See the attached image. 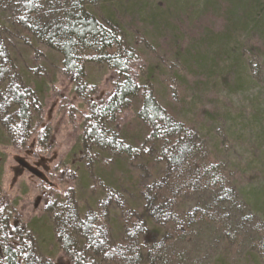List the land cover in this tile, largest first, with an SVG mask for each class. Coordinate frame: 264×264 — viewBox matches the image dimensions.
<instances>
[{
	"label": "rangeland",
	"instance_id": "374dc122",
	"mask_svg": "<svg viewBox=\"0 0 264 264\" xmlns=\"http://www.w3.org/2000/svg\"><path fill=\"white\" fill-rule=\"evenodd\" d=\"M29 1L0 0V88L11 83L7 73L15 76L24 62L49 57L56 64L46 40L66 12L114 15L119 44L144 60L137 80L144 79L145 90L187 128L171 157L167 141L147 140L132 103L119 112L115 127L127 139V150L82 139L90 115L85 98L93 91L94 98L109 93L116 79L98 54L95 61H83L76 76L59 66L46 77L44 99L27 130L7 116L6 92L0 91V199L13 210L11 219L26 223L45 213L48 198L64 203L51 207L54 215L35 232V254L54 264H70L71 257L83 263V252L90 264H264V40L253 25L236 38L245 46L240 64L233 58L224 66L214 57L216 48L196 45L179 53L188 44L185 36L204 24L219 26V19L179 24L186 32L179 48L168 36L171 28L162 27L167 16L200 7L197 0H42L26 33L14 21ZM119 2L127 11L114 7ZM10 44L16 55L3 48ZM36 158L47 180L18 164L20 159L33 166ZM75 251L83 257L76 259Z\"/></svg>",
	"mask_w": 264,
	"mask_h": 264
},
{
	"label": "trees",
	"instance_id": "16d2710c",
	"mask_svg": "<svg viewBox=\"0 0 264 264\" xmlns=\"http://www.w3.org/2000/svg\"><path fill=\"white\" fill-rule=\"evenodd\" d=\"M41 1L30 0L27 3L28 9L21 14L18 20L14 21V26L22 25L25 32L29 33L31 28L29 18L32 16L35 7L41 4ZM197 1L201 3L200 7H186L180 10L179 14L167 16V19L163 21L162 27L165 30L169 31L171 28L168 36L172 39L173 46L175 44L177 47L180 44L181 35L186 33L180 29L179 24L186 22L190 26L195 21H201L202 17L205 19L214 17L219 19L220 23L219 26L215 27L204 24L196 30V34L185 36L188 38V44L179 52L182 55L193 51L198 45L196 47H201L202 50L203 48H207V50L216 48L214 57L217 61L223 60L224 66L230 61L234 62L233 58L237 64H240V51L243 52L245 46L242 49L243 43L241 40L239 43L236 38L240 34L243 36L242 32L248 24H252L253 32L264 40L262 35L264 31V0ZM122 5L123 3L119 2L118 6L114 5V7L122 12L123 10L127 11ZM128 6L130 7V4ZM108 7L110 8L109 5ZM76 9H78L75 10L76 12H66L63 23L50 31L47 37L46 45L55 52L51 57L56 59L58 63L55 64L49 57H43L32 65L28 62H24L21 67L17 65L19 68L13 77L7 73L6 78H11L9 80L11 83L0 88V91L6 92V108L9 111L6 113L7 116L13 117L12 119L19 124L21 129L27 130L32 111H39L41 100L44 99L42 93L45 90L43 92L42 87L46 77L54 75L59 66L65 73L76 76L82 71L83 61L89 59L95 61L97 60L94 59L95 55L98 54L100 56L98 59L103 58L116 79L112 82L113 88L109 93L94 98L92 95L95 92L93 91L85 98L90 115L85 117L87 124L82 127L80 137L90 144L95 143L102 147L110 146L114 151L127 150L129 146L127 139L125 142L121 130H117L115 127H118L117 122L121 121L119 112H125L133 103L136 105L134 111L137 113L138 119L145 123L147 140H150L151 143H155L157 140L167 141V145L172 147L170 156L177 155L176 152L180 151V144L187 128L174 119L170 109L161 105L150 90H145L144 83L146 81L144 79L142 81L137 80L136 68L137 66L141 67L144 60L131 46L119 44L123 38L116 26L115 20L118 18L115 19L114 15L109 18L110 16L100 13L90 14L81 8ZM255 26L257 27L255 28ZM25 36L27 37L25 40L28 41V35ZM7 47L3 45V48L8 51L7 55L10 51L16 55L13 44ZM3 68L0 63V81L4 80L2 77ZM226 68L227 71L223 72L224 76L231 69L230 66H226ZM226 78L227 76L224 79ZM87 93L84 91L82 95L86 96ZM2 109L1 106L0 110ZM176 146L178 147L174 150L173 148ZM131 149L132 151L137 150L132 146ZM1 165L2 163H0V173ZM2 197L4 198V196ZM3 198L0 199V264H54L51 262V257L43 260L35 254L34 236L35 232L46 223L49 217L54 215L55 211L52 213L51 210L58 209V207L62 208L64 203L62 201L51 202L48 198L45 204H50L52 209L45 207V213L31 217L24 223L11 219V211L13 210L8 208L9 205L3 201ZM49 209L50 211H47ZM67 234H70L69 228ZM150 237L155 238L156 235L150 234ZM151 242L154 243L155 240ZM148 246L150 248V245ZM83 253L87 255V261L79 264H90L89 253ZM74 257L81 259L83 254L80 251H75ZM70 264H76L72 257Z\"/></svg>",
	"mask_w": 264,
	"mask_h": 264
},
{
	"label": "water",
	"instance_id": "95a60500",
	"mask_svg": "<svg viewBox=\"0 0 264 264\" xmlns=\"http://www.w3.org/2000/svg\"><path fill=\"white\" fill-rule=\"evenodd\" d=\"M18 164L21 166V168H23L25 170L27 169L29 172H33V173L37 174L40 179H44V180H47L48 179V178H46L47 177L46 175H44L40 171H36L33 166H30L25 161L19 159L18 160Z\"/></svg>",
	"mask_w": 264,
	"mask_h": 264
},
{
	"label": "flooded vegetation",
	"instance_id": "af4514ba",
	"mask_svg": "<svg viewBox=\"0 0 264 264\" xmlns=\"http://www.w3.org/2000/svg\"><path fill=\"white\" fill-rule=\"evenodd\" d=\"M41 161H42L41 159L36 158V161L33 163L34 165L32 164L36 171H39V170H38V165H40ZM36 164H37V165H36ZM31 173H32L33 175H35V176H38L37 174H35V173H33V172H31Z\"/></svg>",
	"mask_w": 264,
	"mask_h": 264
}]
</instances>
